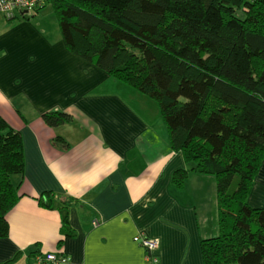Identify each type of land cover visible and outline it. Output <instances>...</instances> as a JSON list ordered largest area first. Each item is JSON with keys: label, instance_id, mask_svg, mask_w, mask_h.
<instances>
[{"label": "crops", "instance_id": "0c3cea01", "mask_svg": "<svg viewBox=\"0 0 264 264\" xmlns=\"http://www.w3.org/2000/svg\"><path fill=\"white\" fill-rule=\"evenodd\" d=\"M53 110L73 119L51 127L42 114ZM0 115L20 131L25 157L12 176L20 198L6 215L0 264L15 256L13 264H145L133 240L142 230L157 240L159 264H203L201 240L218 233L216 179L190 171L184 187L173 182L193 163L172 147L158 106L68 50L48 2L0 11ZM47 192L56 194L52 208L39 203ZM60 193L77 200L74 234L61 246ZM248 202L264 207V162ZM47 253L67 261L36 259Z\"/></svg>", "mask_w": 264, "mask_h": 264}, {"label": "trees", "instance_id": "16d2710c", "mask_svg": "<svg viewBox=\"0 0 264 264\" xmlns=\"http://www.w3.org/2000/svg\"><path fill=\"white\" fill-rule=\"evenodd\" d=\"M46 2L68 50L158 102L172 147L193 163L173 182L184 187L190 171L216 179L218 233L201 240L203 264H264V207L248 202L264 162V0ZM42 118L51 127L73 119L61 110ZM24 168L20 131L0 115V237L20 198L12 176ZM46 195L39 203L52 208L56 194ZM58 195L61 246L77 200Z\"/></svg>", "mask_w": 264, "mask_h": 264}, {"label": "built area", "instance_id": "2783aa9c", "mask_svg": "<svg viewBox=\"0 0 264 264\" xmlns=\"http://www.w3.org/2000/svg\"><path fill=\"white\" fill-rule=\"evenodd\" d=\"M46 0H0V11L8 17L13 16L17 12L33 11L43 5ZM133 240L142 246L145 250V264H157L158 257L156 250L158 242L145 231H139L133 236ZM37 260L50 263H60L67 261V257L63 254L47 253L44 257L38 256Z\"/></svg>", "mask_w": 264, "mask_h": 264}, {"label": "rangeland", "instance_id": "374dc122", "mask_svg": "<svg viewBox=\"0 0 264 264\" xmlns=\"http://www.w3.org/2000/svg\"><path fill=\"white\" fill-rule=\"evenodd\" d=\"M48 6H49V5H48ZM48 6H47V7H48ZM48 8H49V10H52V9H50V8H51L50 6H49ZM139 93H141V92H139ZM141 94H143V93H141ZM143 95H145V96L151 98L150 96H148V95H146V94H143ZM151 99L153 100L154 104H156V105L158 106V108L160 109V107H159V105H158V102H157L155 99H153V98H151ZM144 256H145V255H144Z\"/></svg>", "mask_w": 264, "mask_h": 264}]
</instances>
